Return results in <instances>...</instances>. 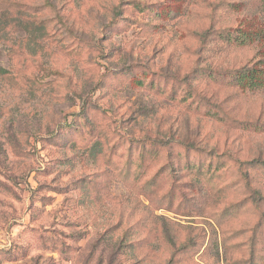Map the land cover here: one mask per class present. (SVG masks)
Returning a JSON list of instances; mask_svg holds the SVG:
<instances>
[{
	"label": "rangeland",
	"instance_id": "obj_1",
	"mask_svg": "<svg viewBox=\"0 0 264 264\" xmlns=\"http://www.w3.org/2000/svg\"><path fill=\"white\" fill-rule=\"evenodd\" d=\"M263 36L264 0H0V264H264Z\"/></svg>",
	"mask_w": 264,
	"mask_h": 264
},
{
	"label": "trees",
	"instance_id": "obj_2",
	"mask_svg": "<svg viewBox=\"0 0 264 264\" xmlns=\"http://www.w3.org/2000/svg\"><path fill=\"white\" fill-rule=\"evenodd\" d=\"M263 38L264 36L262 37V39ZM236 40L239 42L240 45H247L251 42L249 35H241ZM257 71L258 70L255 68L243 69L236 73V75L233 77V80L237 85L241 87L248 88L249 90H256L262 86L261 73Z\"/></svg>",
	"mask_w": 264,
	"mask_h": 264
}]
</instances>
